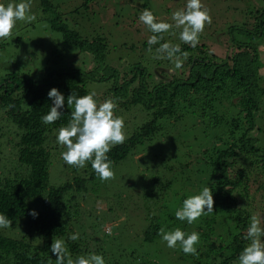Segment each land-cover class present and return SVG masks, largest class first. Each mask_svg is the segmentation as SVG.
I'll use <instances>...</instances> for the list:
<instances>
[{
	"label": "trees",
	"instance_id": "trees-1",
	"mask_svg": "<svg viewBox=\"0 0 264 264\" xmlns=\"http://www.w3.org/2000/svg\"><path fill=\"white\" fill-rule=\"evenodd\" d=\"M246 21L228 29L233 44L223 59L204 51V58L212 60L189 57L188 75L176 73L149 84L144 67L134 66L119 73L106 64L108 51L104 37L87 39L65 23L53 20L52 26L62 33L63 41L77 47L80 53L90 55L94 65L84 70L44 67L40 78H31L18 71L0 77V104L5 108L10 124L15 126L16 140L12 147L17 149L15 164L0 175V213L11 219L10 228H22L21 237L7 236L0 231V264H56L50 249L53 239H62L74 259L87 255L83 242H90L96 253L103 256L105 264L170 263L163 262L157 251L145 252L143 256L139 253L142 250L130 249L127 244H113L110 233L95 226L97 219L90 223L78 220V199L87 195L90 182L98 180L100 187L91 189L97 190L98 195L104 192V181L95 174L90 163L82 169L67 165L66 172L56 169L57 182L51 176L52 152L61 148L59 144L52 145L53 133L70 119L67 97L72 92L78 96L88 94L85 88L88 80L110 78L113 83L106 91L120 107L141 105L152 114V118L129 134L123 144L111 148L107 155L112 163L125 159L142 139L160 130L159 122L164 117L176 121L190 113L205 123L202 131L211 142L200 148L199 158L212 179L197 185L193 181L194 194L209 186L214 211L205 212L184 227L199 233L200 240L195 245L197 254H184L178 243V252H174L176 247L172 251L176 254L173 264H238L239 254L249 243L244 238L249 217L259 215L264 227V63L258 46L262 44L264 49V7L251 11ZM233 33L249 40H238ZM54 87L65 97L64 114L56 122L46 125L41 117L52 106L48 92ZM253 129L257 134L252 133ZM188 152L181 154V159L187 158L186 161L179 159L172 164L167 163L173 158L170 155L153 153L159 165L149 176L143 174L149 181L145 194L152 206L146 207L145 225L141 234H136L140 245L160 239L161 228L168 231L178 227L184 231L175 212L184 199L194 194L183 188L175 208H172L169 196L173 183L180 181V175H187L184 167L191 164ZM175 169L183 174L178 175ZM148 171L146 166L145 172ZM189 179L186 176L185 180ZM185 185L189 187V184ZM32 211L37 214L35 218L30 215ZM75 222L88 224L87 231L79 234L74 230ZM75 233L79 238L70 240L69 236Z\"/></svg>",
	"mask_w": 264,
	"mask_h": 264
},
{
	"label": "rangeland",
	"instance_id": "rangeland-1",
	"mask_svg": "<svg viewBox=\"0 0 264 264\" xmlns=\"http://www.w3.org/2000/svg\"><path fill=\"white\" fill-rule=\"evenodd\" d=\"M10 2L18 3L19 0H0V3L5 6ZM186 2L187 0H32L31 10L36 15V19L31 23L18 21L12 35L7 39L0 40V77L18 71L34 78L44 73V67L83 70L93 67L94 63L90 55L80 53L77 47L63 41L62 33L52 26L53 20L65 23L87 39L97 36L104 37L108 51L106 64L115 68L119 73L134 66L144 67L148 72L146 78H148L149 84H153V81H157V79L169 78L176 73L186 76L188 75L186 64L189 57L192 60L196 56L203 57L204 61L212 60L204 58L203 52L205 51L208 55H217L223 59L233 44V39L229 37L228 33L230 26L246 23L251 11L254 12L256 9L264 7V0H201L208 10L212 22L205 25L204 31L199 35V43L196 47L193 48L179 40V29H173L163 34L164 40L161 43L179 44L181 52L186 54L181 57L182 67L177 69L174 61L166 57L155 58V49L159 45H153V51H148L147 41L152 33L147 26L139 21V15L144 8H148L158 20L162 19L172 23V13L184 8ZM233 35L238 40H249L237 33H233ZM258 46L260 59L264 63L263 45ZM260 69L262 72L263 67ZM112 83L113 78L102 81L88 80L85 88L88 92L94 91L97 101L102 102L107 98L113 99V95L106 91ZM115 102L117 107L114 114L124 120L125 137L136 131L144 121L152 118L151 112L145 111L141 105L120 107L119 103ZM5 112V108L0 104V175L3 170L7 172V169L15 164L17 154V149L12 147L16 140V129L8 121ZM159 124L161 125L160 130L149 138L142 139L136 149L125 159L112 163L115 176L113 179L103 182L104 192L102 195H98L97 190L91 189V187H100L98 180L90 182L88 193H85L87 195L78 199L80 206L78 220L90 223L97 219L95 226L101 228L105 233H110L109 236L113 238V244H127L130 249L142 250L139 253L143 256H145V252L153 250L152 252L156 253L157 251L162 256L163 262L167 261L170 262L169 264H173L176 259V254L172 252L174 248L167 247L162 238L154 243L140 245L139 237H137L145 225L143 215L147 210L146 207L152 206V201L149 202V197L145 192L149 182L147 176L153 171V168H158L159 165V160L154 159L153 153L163 152L170 155L173 158L168 159L167 163L172 164L181 159L183 156L181 154L185 152L187 154L190 150L188 154L191 155V164L187 168L184 167L187 169V175L182 176L180 174L183 173L175 169L182 177L180 181L173 183L170 190L169 200H171L172 208H175L178 205L176 199L183 188L194 194V184H205L211 181L212 176L206 174L207 167L199 158L200 148H204L206 144L210 145L211 141H208L207 137L205 138L202 131L205 123L200 122L197 117H192L190 113L176 121L171 117H164ZM252 133L257 134V130L253 129ZM56 135L57 131L53 133L52 145L58 144ZM12 137H14L13 140ZM59 146L61 148L58 151L52 152L54 166H52L51 176L54 177L53 181L55 182L59 180V175L55 170L65 171L67 166L61 157V152L65 149L61 145ZM186 159L182 158L181 160L184 162ZM146 166L149 169L148 172H145ZM161 170H164L162 165ZM144 173L147 176H143ZM186 176L190 178L188 181L185 180ZM186 183L189 184V187L185 185ZM175 191L177 195L174 194ZM106 192H108L107 198H105ZM257 197V199L260 198L259 195ZM260 218L262 221V217ZM177 222L183 227L185 233H191L189 227V229L184 228L190 225L186 220L177 219ZM88 227V224H77V222L74 224V230L79 234L87 231ZM0 231L12 237H21L22 235V228L20 230L19 227L2 228ZM94 242L97 243L96 240ZM83 243L88 251L87 254L96 253L92 243ZM117 251L121 252L120 247ZM174 252H178L177 246Z\"/></svg>",
	"mask_w": 264,
	"mask_h": 264
},
{
	"label": "clouds",
	"instance_id": "clouds-1",
	"mask_svg": "<svg viewBox=\"0 0 264 264\" xmlns=\"http://www.w3.org/2000/svg\"><path fill=\"white\" fill-rule=\"evenodd\" d=\"M31 5L32 0L10 2L7 6L0 3V40L12 35L18 21L31 23L36 19ZM139 21L152 33L147 41L148 51H153V45H159L155 49V58L166 57L174 61L175 68L179 69L182 67L181 57L186 54L181 52L179 44L161 43L164 40L163 34L179 29V40L194 48L199 43V35L204 31L206 24H211L212 18L201 0H187L184 8L172 13V23L158 20L148 8L141 11ZM173 35H175L174 32ZM48 97L53 102L52 106L49 112L41 117L46 125L59 120L64 114L65 107V97L57 88H52L48 92ZM116 107V102L112 98L98 102L94 91L83 96L72 92L67 97V108L71 110L70 119L66 125L57 130L56 135L57 143L65 149L61 152V157L67 165L82 169L90 163L91 168L101 180L107 181L114 178L112 161L107 154L113 146L123 144L126 139L124 120L114 114ZM213 211L212 189L205 186L198 194L190 195L183 200L182 206L175 212V217L192 224L205 212ZM30 215L35 218L37 214L32 211ZM11 224V219L0 213V228H8ZM158 235L169 248H175L179 243L184 254H197L195 245L198 244L200 236L195 231L188 234L178 227L168 231L161 228ZM78 238V233L69 236V239L73 241ZM244 238L249 243L239 254L238 264H264V227L257 214L249 217V226ZM50 249L56 257V264H105L103 256L94 252L72 258L62 239H53Z\"/></svg>",
	"mask_w": 264,
	"mask_h": 264
}]
</instances>
